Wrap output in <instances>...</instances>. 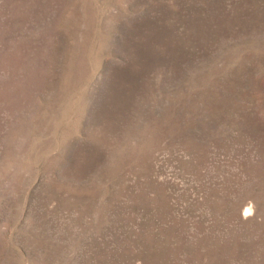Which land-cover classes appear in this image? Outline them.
<instances>
[{
  "label": "rangeland",
  "instance_id": "1",
  "mask_svg": "<svg viewBox=\"0 0 264 264\" xmlns=\"http://www.w3.org/2000/svg\"><path fill=\"white\" fill-rule=\"evenodd\" d=\"M0 264H264V0H0Z\"/></svg>",
  "mask_w": 264,
  "mask_h": 264
}]
</instances>
